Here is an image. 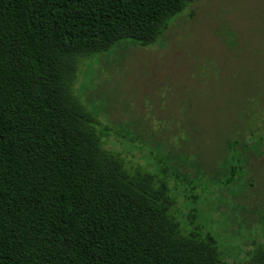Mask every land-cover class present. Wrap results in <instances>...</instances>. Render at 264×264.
Here are the masks:
<instances>
[{"label":"trees","instance_id":"obj_1","mask_svg":"<svg viewBox=\"0 0 264 264\" xmlns=\"http://www.w3.org/2000/svg\"><path fill=\"white\" fill-rule=\"evenodd\" d=\"M194 0H0V264H230L184 234L74 91L83 58L156 42ZM240 264H264V245Z\"/></svg>","mask_w":264,"mask_h":264},{"label":"rangeland","instance_id":"obj_2","mask_svg":"<svg viewBox=\"0 0 264 264\" xmlns=\"http://www.w3.org/2000/svg\"><path fill=\"white\" fill-rule=\"evenodd\" d=\"M74 91L126 169L166 182L184 234L264 245V0H194L160 38L83 58Z\"/></svg>","mask_w":264,"mask_h":264}]
</instances>
